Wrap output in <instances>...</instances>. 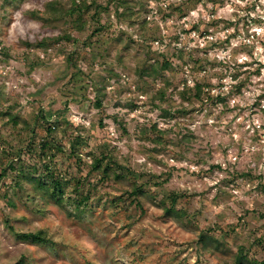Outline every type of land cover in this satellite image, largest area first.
<instances>
[{
    "label": "rangeland",
    "instance_id": "374dc122",
    "mask_svg": "<svg viewBox=\"0 0 264 264\" xmlns=\"http://www.w3.org/2000/svg\"><path fill=\"white\" fill-rule=\"evenodd\" d=\"M46 1L0 0V264H234L241 245L245 264H261L264 0H97L99 20L84 30L27 13ZM69 32L78 42L37 46ZM164 79L167 97L153 100ZM185 81L203 84L202 98L183 99ZM42 110L63 148L53 156L40 149ZM105 150L111 177L90 170ZM28 166H48L66 195L88 197L84 216L32 200L29 186L24 194L14 178ZM174 192L186 217L165 215ZM9 224L52 241L30 242Z\"/></svg>",
    "mask_w": 264,
    "mask_h": 264
},
{
    "label": "trees",
    "instance_id": "16d2710c",
    "mask_svg": "<svg viewBox=\"0 0 264 264\" xmlns=\"http://www.w3.org/2000/svg\"><path fill=\"white\" fill-rule=\"evenodd\" d=\"M18 0H12L16 2ZM126 0H123V4H126ZM101 4L97 0H48L44 4V9H34L30 10L27 13L30 14L32 18L42 20L45 22H50L51 20L64 19L67 23L71 25L75 30H84L89 26V16L94 19L99 20ZM94 10V12H93ZM100 30V28L95 29L89 34V37L86 39L91 40V38ZM74 40L78 42L77 38L69 33L62 35H57L53 38L44 37L38 43V47H46L51 43H58L61 40ZM87 44V43H86ZM76 51L69 55V59L72 64H76L77 57L75 56ZM170 63L165 61L164 63L155 62L150 67L145 66L141 71V75H153L154 73H160L162 70L168 69ZM164 85L158 88L153 94V100H164L168 95V89L170 86L169 79H164ZM205 93V86L200 83H196L194 87H190L187 81L184 82L182 90H179V94L183 99H190L192 96L197 98H202ZM169 112V111H167ZM172 114V113H171ZM9 118L16 125L20 123L19 119L15 115L9 114ZM38 119L45 123V128L47 135L40 142V149L42 152L47 155V151H50V156L54 155L56 151H62L63 148L55 143L51 138L53 131L55 130L56 119H49L47 114L42 110L39 112ZM25 125H29L28 122H25ZM50 136V137H49ZM109 148L106 147V150ZM101 152L99 155H93L92 161L90 163L91 171H98L103 174V176L111 177V168L109 165V160L111 154L107 151ZM109 151V150H108ZM49 155V154H48ZM107 161V162H106ZM107 163V164H106ZM11 165V164H10ZM13 167V165H11ZM113 177L120 179V175L117 171H114ZM246 175V173H243ZM14 182L17 185L29 186L31 188V199L35 200L37 198L49 199L52 200L57 206L65 210L68 216L70 217H82L85 214V206L88 204V197L81 195L78 199L72 197V195H66L64 189V181L60 173L52 171L48 166H46L43 173H39L36 167H29L27 171H23L14 178ZM26 188L25 193L26 194ZM74 190L77 192V186H74ZM131 194L135 199L136 203L141 204L140 197L143 194L142 185H134L130 190ZM28 198V197H27ZM179 198V193L171 194V205L164 207V212L166 216H175L178 218L186 217L187 212L183 209L176 208V202ZM11 204L14 205V202L11 201ZM69 205L74 206V211L68 209ZM9 227L14 231L15 235L21 238H24L30 242L34 243H48L52 241V238L45 231L38 232H18L14 229L12 225L9 224ZM205 235L200 236V241L205 240ZM248 260L247 248L243 245L239 247V253L236 256L234 264H245ZM14 264H26L25 256H22ZM261 264H264V260L261 261Z\"/></svg>",
    "mask_w": 264,
    "mask_h": 264
}]
</instances>
